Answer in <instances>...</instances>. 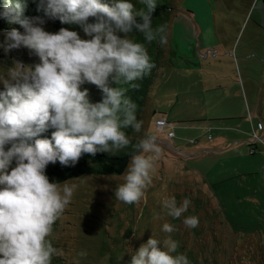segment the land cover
Wrapping results in <instances>:
<instances>
[{
  "label": "rangeland",
  "instance_id": "374dc122",
  "mask_svg": "<svg viewBox=\"0 0 264 264\" xmlns=\"http://www.w3.org/2000/svg\"><path fill=\"white\" fill-rule=\"evenodd\" d=\"M158 3L168 11L153 27L166 26L167 43L148 44L155 67L128 92L143 121L141 131L130 128L128 136L138 142L154 135L160 148L152 183L145 198L127 204L114 197L122 175L65 181L77 188L53 224L49 239L62 254L52 264H130L151 236L161 244L171 237L178 244L173 255H186L190 264H264V0ZM42 27L89 39L69 25ZM13 61L40 62L24 47L7 55L0 50V65ZM85 88L90 102L101 101L95 85ZM162 116L169 126L159 130L155 121ZM169 197L178 206L190 201L181 217L167 214ZM189 216L198 218L195 228L184 224ZM164 223L174 231H162ZM80 251L87 256L78 257Z\"/></svg>",
  "mask_w": 264,
  "mask_h": 264
},
{
  "label": "clouds",
  "instance_id": "9594fccd",
  "mask_svg": "<svg viewBox=\"0 0 264 264\" xmlns=\"http://www.w3.org/2000/svg\"><path fill=\"white\" fill-rule=\"evenodd\" d=\"M45 3L46 16L78 26L89 39L63 27L51 33L42 27L43 20L21 18L26 0L5 10L9 23H19L23 32L15 28L4 32L0 50L7 55L24 47L40 62L0 65V264H52L53 257L62 254L49 237L77 185L49 182L45 174L49 164L75 166L84 154L115 156L131 145L134 151L114 197L132 204L145 198L160 153L154 135L145 134L133 144L124 131L142 129L128 92L155 67L145 44L129 34L142 33L148 43H167L166 26L153 27L157 0H139L144 5L140 9L132 0H110L111 6L102 0ZM90 17L94 22H88ZM110 80L116 87L109 86ZM85 83L102 92L100 102H90L88 90H81ZM121 84L128 87L117 86ZM48 129H54L51 137L39 138ZM10 141L18 142L5 150ZM189 204L185 199L178 206L175 197L163 201L173 218L181 217ZM183 222L190 228L199 223L195 216ZM162 231L174 229L164 223ZM177 247L171 237L161 244L151 236L134 252L130 264H190L186 255H173Z\"/></svg>",
  "mask_w": 264,
  "mask_h": 264
},
{
  "label": "trees",
  "instance_id": "16d2710c",
  "mask_svg": "<svg viewBox=\"0 0 264 264\" xmlns=\"http://www.w3.org/2000/svg\"><path fill=\"white\" fill-rule=\"evenodd\" d=\"M137 1V0H136ZM18 0H0V32L5 30H11L12 28L17 29L20 32H23V28L19 23H9L8 16L5 15L6 8L11 5L17 3ZM27 8L23 13V17H27L29 19L39 18L43 20V25L52 26L55 29H59L62 26H66L68 24H61L59 19H51L45 15L46 3L45 0H26ZM102 3H108L109 6L110 0H102ZM156 10L152 13L153 16V24L157 22V20H161L160 18L165 15L168 11V7L162 3L157 4ZM144 5L137 4L136 8H143ZM88 22H94V18H89ZM77 31L82 32L76 25H69ZM142 33L133 32L131 35L135 36V41L139 43H144L147 48L148 42L145 40L140 41ZM100 102V101H97ZM140 106L137 107L136 115L138 118V111H140ZM125 129L124 131L128 135L129 130ZM54 129H48L45 133L41 134L39 138H50L51 133ZM130 138V137H129ZM131 139V138H130ZM132 143L135 144L137 141L131 139ZM18 141H10L5 145V150H8L12 143ZM31 143V141H29ZM134 151L132 146L130 145L127 149L118 152L115 156L109 155L108 153H97L95 156H91L90 154H84L75 164V166H62L59 162L55 164H49L45 169V174L49 178V182H57L63 183L70 179L79 178L85 174H95V175H121L126 169L129 161H130V153Z\"/></svg>",
  "mask_w": 264,
  "mask_h": 264
},
{
  "label": "built area",
  "instance_id": "2783aa9c",
  "mask_svg": "<svg viewBox=\"0 0 264 264\" xmlns=\"http://www.w3.org/2000/svg\"><path fill=\"white\" fill-rule=\"evenodd\" d=\"M155 125L159 130H163L166 126H169V124L167 123V121L163 116L156 119ZM251 153H253V151H251Z\"/></svg>",
  "mask_w": 264,
  "mask_h": 264
},
{
  "label": "crops",
  "instance_id": "0c3cea01",
  "mask_svg": "<svg viewBox=\"0 0 264 264\" xmlns=\"http://www.w3.org/2000/svg\"><path fill=\"white\" fill-rule=\"evenodd\" d=\"M205 33V32H204Z\"/></svg>",
  "mask_w": 264,
  "mask_h": 264
}]
</instances>
